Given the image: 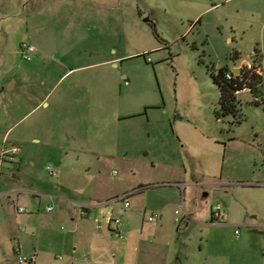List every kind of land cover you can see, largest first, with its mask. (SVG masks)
I'll use <instances>...</instances> for the list:
<instances>
[{
  "label": "rangeland",
  "instance_id": "rangeland-1",
  "mask_svg": "<svg viewBox=\"0 0 264 264\" xmlns=\"http://www.w3.org/2000/svg\"><path fill=\"white\" fill-rule=\"evenodd\" d=\"M34 30L51 39L43 54L30 41ZM23 44L35 50L30 62ZM81 67L66 77L97 75L112 105L101 137L68 141L81 146L76 154L62 141L58 150L47 144L51 113L38 104L47 91L42 71ZM225 68L242 69L247 87L227 115L212 79ZM0 83V155L19 150L0 163V192L12 191L0 200L11 231L0 256L9 253L11 264L13 237L33 248L23 241L32 239L29 223L48 228L57 246L67 235L58 199L82 203L114 191L133 192L124 239L112 241L116 264H264V0H0ZM216 205L224 220L212 223Z\"/></svg>",
  "mask_w": 264,
  "mask_h": 264
},
{
  "label": "crops",
  "instance_id": "crops-1",
  "mask_svg": "<svg viewBox=\"0 0 264 264\" xmlns=\"http://www.w3.org/2000/svg\"><path fill=\"white\" fill-rule=\"evenodd\" d=\"M70 29L74 28L69 27V30ZM42 34L34 30V34L30 37V41L38 51L36 52L38 55L43 54V52L45 53L46 50L42 47L44 44L48 46L49 41L51 40L48 36L44 37ZM82 70L83 67L75 69L69 68L66 72L46 70L42 71L40 74L41 77L45 78L43 79L44 81L40 82V87L47 91L43 100L39 101L38 107H46L47 110L50 109L51 113L48 118L49 133L47 135V144L50 143L51 147L57 149L60 146V141H62L63 147L68 148L69 151L73 150L76 154H81V146H71L68 141H86L87 137L90 138L88 140H95L97 136L101 137L104 129V120L102 118L103 110L112 105L111 103L104 102L101 89L96 84L97 75L91 77L93 80L88 81L79 76L80 73H82ZM70 71L79 73V75H77L75 79L70 80L69 78L71 76L66 77ZM55 77L58 79L55 83H52L54 82L53 78ZM63 83L66 84L63 86ZM16 86L17 82L15 81L11 86V89L15 90ZM61 86H63V88L59 92L58 89ZM28 88L33 90V83H28ZM2 97H4V93L0 83V100ZM46 98L51 100V104L45 102ZM6 134L7 132L3 134V138ZM39 142V139H34V143ZM69 146H71V148ZM31 164H33L32 161ZM13 178H15L14 175ZM11 192H0V200L8 197ZM114 192L115 193L112 195L102 194L93 196L91 199L81 201L82 203H72L65 199H58L59 202L57 200V203H59L60 213L56 215V220L60 219L69 221L71 229H68L69 231L67 235L58 242L57 246V244H53V235L48 228L34 227L33 222L29 223L32 239L24 238L23 241H32L33 248L31 251L24 250V248L20 246L19 241L22 240V236L13 237V240L15 239L17 245L20 247L21 256L25 254L27 260H32V262H28L27 264H116V256L113 252L114 248L112 247V241L117 238L109 232L104 225L95 223L94 219L98 216L97 210L92 211L88 218L85 219L77 218L76 215V205L95 207L97 204L106 202L116 196L133 193L123 192L119 194L117 191ZM17 201L18 197L15 198V202ZM116 208H118L116 210L119 212V207ZM126 212L121 214L120 217L122 218ZM27 217L28 216L19 215L18 219L27 220ZM7 226V214H0V238L9 236L11 231L7 230ZM141 231L138 233L128 232V234L130 237L139 235L141 238ZM43 242H46L47 244H42ZM133 247L134 248L131 249L132 252L139 254V245L137 244ZM14 248L15 247L11 250L12 254ZM53 248H57L66 259L62 262L51 260L49 255L53 254L51 253ZM125 249L127 250L128 247L126 246ZM85 258L87 261H85ZM0 264H11L9 253H3L0 256ZM12 264L19 263L17 261Z\"/></svg>",
  "mask_w": 264,
  "mask_h": 264
},
{
  "label": "built area",
  "instance_id": "built-area-1",
  "mask_svg": "<svg viewBox=\"0 0 264 264\" xmlns=\"http://www.w3.org/2000/svg\"><path fill=\"white\" fill-rule=\"evenodd\" d=\"M34 48L32 46H28L26 44L21 45L20 52H21V59L23 61L30 62L32 59V55L34 54ZM148 61H150L148 59ZM236 70V69H235ZM241 69L236 70L237 74L235 75L233 71L227 73L225 78L228 81L235 79L240 75ZM244 91V90H243ZM242 92V91H240ZM239 93V92H238ZM237 94V93H236ZM19 150L17 148L11 149H4L0 155V163L7 162L12 163L16 156L18 155ZM48 175L51 178L56 177V173L52 167H47L46 169ZM133 195V193L124 194L120 196H116L106 202L97 204L95 207H87L82 205H76V215L77 218L85 219L88 218L90 213L94 210H97L98 216L95 217L94 221L97 224L104 225L109 232H111L118 240L123 239V232H122V222H121V214L128 211L130 209V202L129 199ZM116 207H119L120 211L116 210ZM54 211L52 206H48L45 209L46 213H52ZM16 213L18 215L26 213L23 208H17ZM175 215V223L179 224L180 219L178 218L179 211L174 212ZM158 219H160V214L152 215L148 218V222L154 223ZM211 220L213 223L223 221L224 220V211L222 206L216 205L214 208L211 209ZM236 234H238L236 232ZM14 254L17 257V261L19 264H27L28 262H32V260H26L25 258L21 257L20 247H16L14 250ZM85 261L87 259L85 258Z\"/></svg>",
  "mask_w": 264,
  "mask_h": 264
},
{
  "label": "trees",
  "instance_id": "trees-1",
  "mask_svg": "<svg viewBox=\"0 0 264 264\" xmlns=\"http://www.w3.org/2000/svg\"><path fill=\"white\" fill-rule=\"evenodd\" d=\"M229 69H220L215 74H212L213 83L219 90V106L222 114L227 115L234 111L236 93L246 90V80L244 78L245 73L241 69L240 75L235 79L228 81L225 78L227 73H230ZM213 223V221L211 220Z\"/></svg>",
  "mask_w": 264,
  "mask_h": 264
},
{
  "label": "water",
  "instance_id": "water-1",
  "mask_svg": "<svg viewBox=\"0 0 264 264\" xmlns=\"http://www.w3.org/2000/svg\"><path fill=\"white\" fill-rule=\"evenodd\" d=\"M233 73L236 75L237 74L236 70H233Z\"/></svg>",
  "mask_w": 264,
  "mask_h": 264
}]
</instances>
